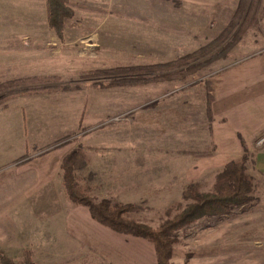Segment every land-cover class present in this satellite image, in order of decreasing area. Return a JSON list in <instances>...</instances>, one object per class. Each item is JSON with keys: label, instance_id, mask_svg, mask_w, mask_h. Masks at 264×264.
I'll use <instances>...</instances> for the list:
<instances>
[{"label": "rangeland", "instance_id": "1", "mask_svg": "<svg viewBox=\"0 0 264 264\" xmlns=\"http://www.w3.org/2000/svg\"><path fill=\"white\" fill-rule=\"evenodd\" d=\"M40 2L0 0V27H18L23 17H27L26 23H36L40 11L43 26L49 27L45 0ZM68 5L73 10L65 28L69 29L68 44L49 48L57 53L43 66L52 75L29 86H67L81 91L72 96L84 106L80 129L52 148L76 142L70 152L80 150L73 181L81 193L96 204L107 200L110 205H135L124 216L158 230L190 203L183 197L187 186L197 183L200 193L211 192L229 159L216 153L213 144L195 148L196 143L183 138L180 130L204 124L206 102L196 94L202 85L208 91L207 83L214 74L264 48V0L241 38L231 43L237 37V26L225 42L193 62L201 63L193 74L128 85L114 84V78L103 73L165 63L205 47L229 23L233 15L228 17L230 4L214 0H68ZM6 92L9 90L1 93ZM263 148L254 141L251 150L245 148L246 173L252 183L250 200L225 215L204 216L173 231L169 264H264V170L257 164V153ZM204 151L213 156L202 154ZM61 176L63 179L62 170ZM63 187L69 203L87 208L70 200ZM43 214L45 219L48 213ZM91 218L85 228L91 243L62 245L60 230L57 257L50 260L40 254L36 261V251L26 253L34 264H159L152 241L117 232ZM2 258L11 259L0 248V261ZM11 260L18 264L24 259Z\"/></svg>", "mask_w": 264, "mask_h": 264}, {"label": "crops", "instance_id": "2", "mask_svg": "<svg viewBox=\"0 0 264 264\" xmlns=\"http://www.w3.org/2000/svg\"><path fill=\"white\" fill-rule=\"evenodd\" d=\"M214 1L230 4L228 17L237 5L235 0ZM39 15L36 23H26L27 17H23L18 27H0V83L52 75L44 72L43 64L57 53L50 47L62 42L67 46L69 29L59 37L43 26L41 11ZM209 80L211 103L205 85L196 93L206 102L204 124L197 129L185 127L180 133L196 143L195 148L213 144L216 153L229 158L228 163L243 155L245 148L251 150L253 141L256 143L264 133V48ZM80 92L55 90L23 95L0 106V248L13 260L24 259L28 250L36 251V261L40 254L50 260L57 257L60 230L62 245L92 241L85 232L92 221L90 212L69 203L61 176L62 159L76 142L52 148L80 129L84 106L72 99ZM24 155L27 158L18 162ZM257 164L264 170V148L257 153ZM43 213H48L45 219Z\"/></svg>", "mask_w": 264, "mask_h": 264}, {"label": "trees", "instance_id": "3", "mask_svg": "<svg viewBox=\"0 0 264 264\" xmlns=\"http://www.w3.org/2000/svg\"><path fill=\"white\" fill-rule=\"evenodd\" d=\"M262 0H239L236 9L226 27L218 34V36L209 42L205 47L176 58L174 60L146 65L143 67H119L117 70L108 71L103 74H110L114 79V84H136L141 82L173 80L184 78L193 74L200 67L201 63H193L199 57H202L208 51H211L217 44L225 42L232 30L239 26L237 37L232 39L231 43L241 38L242 32L248 27L249 23L255 16L257 9ZM47 9V21L49 27L55 33L62 37L63 32L73 17V10L68 5V0H45ZM241 33V34H240ZM165 70V73L160 71ZM116 73V74H115ZM139 73H149V78L137 76ZM137 74V75H136ZM44 78L32 77L21 78L0 83V93L9 90V92L0 94V105L7 101L17 98L23 94L41 93L49 90H69L67 86H39L29 87L31 85L43 82ZM207 100L208 104L212 101L211 82L207 83ZM24 87L22 89H15ZM209 107V106H208ZM244 155L238 160H232L225 164L222 171L216 176L214 188L211 192L200 193L197 183H191L184 190L183 197L190 203L179 213L174 219L166 222L158 230H153L146 225H142L128 220L124 214L135 210V205L116 204L110 205L109 201L104 200L101 203H94L91 199L81 193V190L74 183L73 169L80 150H74L67 154L61 163L63 172V184L70 200L76 204L87 206L91 216L104 226H107L117 232L129 234L136 237H142L153 242L159 264H169L170 246L173 242L171 235L173 231L179 229L204 216H221L229 213L235 206L243 205L250 200L252 183L250 177L246 173L247 156ZM194 155L200 153L192 152ZM209 155V153H202ZM27 158V155L20 157V162ZM0 264H16L11 259L2 258ZM18 264H34L29 253H26L24 260Z\"/></svg>", "mask_w": 264, "mask_h": 264}, {"label": "built area", "instance_id": "4", "mask_svg": "<svg viewBox=\"0 0 264 264\" xmlns=\"http://www.w3.org/2000/svg\"><path fill=\"white\" fill-rule=\"evenodd\" d=\"M256 145L263 146L264 145V133L258 137L256 140Z\"/></svg>", "mask_w": 264, "mask_h": 264}]
</instances>
